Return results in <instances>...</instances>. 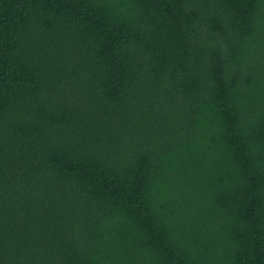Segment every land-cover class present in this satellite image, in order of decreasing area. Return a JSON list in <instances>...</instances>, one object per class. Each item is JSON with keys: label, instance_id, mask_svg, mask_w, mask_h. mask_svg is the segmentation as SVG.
Wrapping results in <instances>:
<instances>
[{"label": "trees", "instance_id": "1", "mask_svg": "<svg viewBox=\"0 0 264 264\" xmlns=\"http://www.w3.org/2000/svg\"><path fill=\"white\" fill-rule=\"evenodd\" d=\"M0 264H264V0H0Z\"/></svg>", "mask_w": 264, "mask_h": 264}]
</instances>
